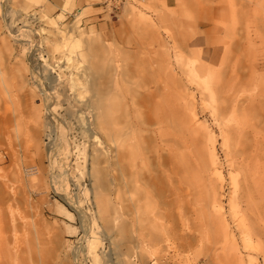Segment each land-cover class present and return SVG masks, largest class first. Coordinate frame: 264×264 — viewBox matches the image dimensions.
<instances>
[{
	"label": "rangeland",
	"instance_id": "374dc122",
	"mask_svg": "<svg viewBox=\"0 0 264 264\" xmlns=\"http://www.w3.org/2000/svg\"><path fill=\"white\" fill-rule=\"evenodd\" d=\"M0 1V264H264V0ZM142 134L196 201L135 222Z\"/></svg>",
	"mask_w": 264,
	"mask_h": 264
},
{
	"label": "bare ground",
	"instance_id": "6f19581e",
	"mask_svg": "<svg viewBox=\"0 0 264 264\" xmlns=\"http://www.w3.org/2000/svg\"><path fill=\"white\" fill-rule=\"evenodd\" d=\"M54 25H55V29L59 33L64 35L63 36L64 38H62V42L60 44H58L57 47H60L63 49V51H65V48L69 46V43L73 40L74 36H72V37H70L71 35L68 36L69 35L68 32L66 33V34H68L66 36L65 33L63 34V32L59 30L56 23ZM70 52H71V50L63 53L64 54L63 60H65L67 62H70L71 60H73V59H67ZM73 57L75 59V56H73ZM67 69H68V67H67ZM98 80H99V78H98ZM85 85H87V84H84V86ZM89 87H90V85H89ZM78 99H79V97H78ZM89 103H90V101H89ZM146 109H147L146 110L147 112H151V113L155 114V119H154L153 124H160L162 122L164 114L162 113V109L159 105L147 104ZM169 109H170V107H169ZM81 115L82 114L80 113V116ZM144 118H146V120H148L146 115ZM171 118H172V116H171ZM100 119H101L102 125L105 127L106 123H105L104 119L102 117ZM146 120H144L145 124H146ZM109 124L112 125V123H109ZM146 139H148V138L144 137L143 134L141 135V137L137 135L135 142L133 141L131 146L129 144L130 147H127V151L130 153V157H129L127 162L129 165V172H130V176H131V185H132L131 193H130V195H131L130 196L131 197L130 209H131V213L133 214L135 222L137 221V215H138L139 209L144 208V210L148 211L149 210L148 207L150 206L153 198L165 199L166 197H168L170 200H176L177 204L179 205L178 207L182 206L183 209L192 205L196 201V199H195L196 198V195H195L196 192L190 184L191 183L190 181L194 180V179L191 180L192 175H191L190 171L192 170V166H191L192 164H189L187 162H183V167L182 166L177 167V165H175L176 162H172V160H169V161L165 160L166 156L164 155V153L170 152V149L167 148V146H165V144L162 145L161 144L162 141L156 143V145H154V146H151L147 143L148 140H146ZM94 141L96 144H100V142H98V140H97V137H94ZM113 142L111 141V143L113 145L112 154L114 155V159H115V162H116L118 168H122V164L125 162L124 149H123L120 142H118V143L117 142L113 143ZM97 146L99 148H101L99 145H97ZM101 150H102V148H101ZM101 150L99 149V151H101ZM151 150H154L153 154L150 152ZM172 150L174 151V149H172ZM94 152L96 153V150H94ZM99 170H100V168H99ZM180 174L184 175V178L186 179V181H184L183 183H181V181L179 180ZM99 183H100V181H99ZM95 194H96V192H95ZM93 197H94V195H93ZM168 213H169V211H168ZM145 221H147V220H145ZM242 239H244V236L242 237ZM91 249H93V248L90 247V250Z\"/></svg>",
	"mask_w": 264,
	"mask_h": 264
},
{
	"label": "crops",
	"instance_id": "0c3cea01",
	"mask_svg": "<svg viewBox=\"0 0 264 264\" xmlns=\"http://www.w3.org/2000/svg\"><path fill=\"white\" fill-rule=\"evenodd\" d=\"M90 48H91V46H89V47L87 48L88 51H90V50L92 49V48H91V49H90ZM214 48H215V47H214ZM210 49H212V48H210ZM210 49H208V50L205 49V50L202 51V53H203V55L205 56V58L207 59V62L213 64V63H216V61H217L218 53H216V58H215V60H212L211 58L208 57V51H209ZM217 51H218V50H217ZM90 52H91V51H90Z\"/></svg>",
	"mask_w": 264,
	"mask_h": 264
},
{
	"label": "built area",
	"instance_id": "2783aa9c",
	"mask_svg": "<svg viewBox=\"0 0 264 264\" xmlns=\"http://www.w3.org/2000/svg\"><path fill=\"white\" fill-rule=\"evenodd\" d=\"M2 1H0V3H1Z\"/></svg>",
	"mask_w": 264,
	"mask_h": 264
}]
</instances>
